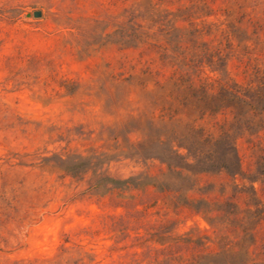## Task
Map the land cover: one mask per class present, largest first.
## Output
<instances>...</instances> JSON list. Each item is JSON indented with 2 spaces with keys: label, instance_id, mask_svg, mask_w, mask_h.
I'll return each mask as SVG.
<instances>
[{
  "label": "rangeland",
  "instance_id": "1",
  "mask_svg": "<svg viewBox=\"0 0 264 264\" xmlns=\"http://www.w3.org/2000/svg\"><path fill=\"white\" fill-rule=\"evenodd\" d=\"M182 3L198 25L225 22L227 9L236 18L245 13L243 24L264 19V0ZM124 5L0 0V264H181L215 248L216 231L197 200L246 206L253 183L264 203V175L255 172L257 155L264 154V124L236 139L243 174L198 172L184 192L188 204L152 185L106 192L91 186L100 174L123 179L166 169L157 158L129 155L124 146L141 139L137 120L151 110L154 83L143 85L141 71L149 65L164 80L173 69L148 44L124 47L106 37L122 20ZM37 8L41 16L32 14ZM257 62L263 66L264 57ZM201 69L198 77L220 76L206 64ZM227 70L247 79L235 56ZM93 154H99L94 168L64 167L74 155ZM190 234L209 239L204 245L176 241ZM256 237L264 243V218Z\"/></svg>",
  "mask_w": 264,
  "mask_h": 264
},
{
  "label": "trees",
  "instance_id": "2",
  "mask_svg": "<svg viewBox=\"0 0 264 264\" xmlns=\"http://www.w3.org/2000/svg\"><path fill=\"white\" fill-rule=\"evenodd\" d=\"M122 2L123 18L116 29L106 32V37L124 47L148 44L159 53L164 65L173 68L164 80L159 78V70L149 65L141 71L143 85L154 83L151 110L137 120L135 128L141 139L124 146L129 155L157 158L166 169L158 175L123 179L100 174L91 186L106 192L116 187L152 185L161 192H174L177 203L188 204L184 192L193 187L198 172L243 174L236 139L245 132L258 131L264 124V65L257 62L264 57V19L243 24L245 13L236 18L227 9L225 22L198 25L189 20L182 0ZM213 31L217 33L211 40L200 39ZM231 56L243 65L246 80L229 74ZM205 64L220 76L198 77ZM219 113L227 114L226 118L207 125ZM256 148L262 149L258 145ZM98 157L74 155L76 160L64 167L70 172L94 168L98 161L93 158ZM256 166L255 172L264 175V154L257 155ZM248 188L253 196L246 206L234 200H197V209L216 231L215 248L181 264H264V243L258 244L256 237V228L264 218V203L254 196L257 191L253 183ZM176 238L197 245L209 239H193L191 234Z\"/></svg>",
  "mask_w": 264,
  "mask_h": 264
},
{
  "label": "water",
  "instance_id": "3",
  "mask_svg": "<svg viewBox=\"0 0 264 264\" xmlns=\"http://www.w3.org/2000/svg\"><path fill=\"white\" fill-rule=\"evenodd\" d=\"M32 14H33L34 16H41V14H42V10L39 9V8L34 9V10L32 11Z\"/></svg>",
  "mask_w": 264,
  "mask_h": 264
}]
</instances>
